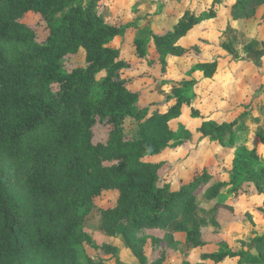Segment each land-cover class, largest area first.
I'll return each instance as SVG.
<instances>
[{"label": "trees", "instance_id": "1", "mask_svg": "<svg viewBox=\"0 0 264 264\" xmlns=\"http://www.w3.org/2000/svg\"><path fill=\"white\" fill-rule=\"evenodd\" d=\"M215 3L239 19L264 0ZM30 12L41 16L36 25L24 21ZM201 20L187 9L172 30L136 39L137 54L165 68L168 58L185 54L179 41ZM132 27L107 21L100 0H0V264H129L149 245L161 248L149 264H169L184 243L209 245L197 216L198 194L215 200L226 183L202 165L174 189L160 179L162 163L146 159L194 140L195 133L178 136L171 127L189 97L169 94L166 100L175 102L161 111L142 105L141 93L131 88L130 63L114 42ZM81 52L85 65L69 67L70 57ZM198 67L211 77L218 62ZM241 118L204 121L196 129L199 141H223ZM99 124L109 137L96 143ZM256 181L264 193V165ZM112 189L116 203L100 211L103 254L89 252L91 240L79 227ZM232 192L239 196L242 186ZM218 212L217 204L214 226ZM235 225L224 227L217 249L201 253L198 264H264V233H239L233 242Z\"/></svg>", "mask_w": 264, "mask_h": 264}, {"label": "rangeland", "instance_id": "2", "mask_svg": "<svg viewBox=\"0 0 264 264\" xmlns=\"http://www.w3.org/2000/svg\"><path fill=\"white\" fill-rule=\"evenodd\" d=\"M85 1L88 0L81 3ZM100 3L107 21L133 24L114 45L122 49V57L130 63L127 74L133 78L131 88L141 93V104L164 111L175 102L166 100L169 94L190 98V104L171 121V127L178 136L195 133L194 140L146 158L162 163L161 181L171 182L174 189H179L192 179L197 166L208 165L215 174L214 180L226 183L215 200L198 194L197 216L204 226L202 238L209 245L193 249L184 243L169 264H198L201 253L217 249V243L227 234L223 229L230 223L236 224L233 242L239 233L263 234L264 193L256 176L264 165V143L260 140L264 135V4L256 5L252 14L235 19L228 6L217 5L215 0H100ZM187 9L195 10L202 20L179 41L187 49L185 54L168 58L165 68L159 61L152 66L148 64L137 54L134 41L149 40L153 33L172 30ZM212 9L215 16L209 17ZM40 17L30 12L24 21L36 25ZM39 30L43 32V27ZM214 61L218 62V69L211 77L198 67L200 63ZM80 65H85L82 52L72 55L69 61V67ZM186 80L193 83L185 86L182 82ZM97 93L98 90L94 94ZM241 116L237 127L223 141L208 138L199 141L196 129L204 121L223 122ZM128 125L133 129L131 121ZM108 137V128L100 124L95 127L96 143L105 142ZM239 186L242 192L235 196L232 190ZM117 197L116 190L105 191L79 227L91 240L89 252L97 249V253L103 254L100 246L106 237L100 211L113 206ZM217 204L219 226H214L210 218ZM120 254L122 260L126 258L125 251ZM160 254L161 248L152 249L149 245L140 261L129 264H149ZM235 263L232 259L227 264Z\"/></svg>", "mask_w": 264, "mask_h": 264}]
</instances>
